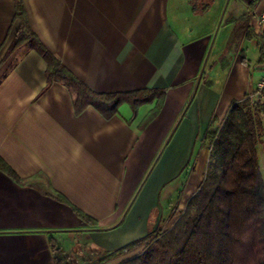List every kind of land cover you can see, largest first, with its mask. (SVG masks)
<instances>
[{
	"label": "crops",
	"instance_id": "0c3cea01",
	"mask_svg": "<svg viewBox=\"0 0 264 264\" xmlns=\"http://www.w3.org/2000/svg\"><path fill=\"white\" fill-rule=\"evenodd\" d=\"M22 2L33 37L10 50L21 20L0 0V157L15 173L0 169V264H55L51 242L85 259L166 228L204 178L206 135L258 98L264 39L250 15L264 0ZM35 42L91 90L149 100L76 114Z\"/></svg>",
	"mask_w": 264,
	"mask_h": 264
},
{
	"label": "trees",
	"instance_id": "16d2710c",
	"mask_svg": "<svg viewBox=\"0 0 264 264\" xmlns=\"http://www.w3.org/2000/svg\"><path fill=\"white\" fill-rule=\"evenodd\" d=\"M23 11L22 0H15V18L21 20V25L10 50L33 37ZM34 44L47 62V82L58 81L67 86L76 114L91 105L110 117L123 102L129 101L136 111L149 100L145 91L95 92L42 44ZM261 46L264 48V44ZM229 109L221 125L206 135L211 150L204 178L170 228L158 225L113 252L90 249L85 259L66 253L51 242L55 264H103L138 250L119 264H264V172L257 147L264 145V86L256 101L246 97ZM156 111H150L145 121L152 119ZM0 169L15 177L1 157ZM75 210L83 220L92 222Z\"/></svg>",
	"mask_w": 264,
	"mask_h": 264
},
{
	"label": "built area",
	"instance_id": "2783aa9c",
	"mask_svg": "<svg viewBox=\"0 0 264 264\" xmlns=\"http://www.w3.org/2000/svg\"><path fill=\"white\" fill-rule=\"evenodd\" d=\"M250 16H251L250 24L263 36L264 39V12L254 11ZM262 42L264 44V40ZM263 86H264V77L256 84V91L254 94L256 95V97L260 95V91Z\"/></svg>",
	"mask_w": 264,
	"mask_h": 264
},
{
	"label": "rangeland",
	"instance_id": "374dc122",
	"mask_svg": "<svg viewBox=\"0 0 264 264\" xmlns=\"http://www.w3.org/2000/svg\"><path fill=\"white\" fill-rule=\"evenodd\" d=\"M257 99L255 98V100H253V102L254 101H256ZM223 122V121H222ZM220 126V125H219ZM208 147H209V153H210V142H208ZM258 147V152H259V162H260V166H261V168H262V170H263V172H264V145H258L257 146ZM208 160H209V158H208ZM208 162V161H207ZM206 162V163H207ZM208 164V163H207ZM206 170H207V166H206V169H205V172H206ZM182 178V177H181ZM194 194V193H193ZM192 194V195H193ZM191 195V196H192ZM187 196H190V194L189 195H187ZM190 196V197H191ZM180 203H182V205H179ZM178 202L176 205L174 204V207L172 208V209H175V210H177L178 208V210L177 211H179V212H181V210L185 207V204L186 203H184V202ZM178 206V207H177ZM175 213V211L172 213V219L170 220V222H168V226L167 225H165L166 226V228H170L171 227V225L173 224V222H174V220H175V218H177V215H179L180 213H176L174 216H173V214ZM170 223H172L171 225H170ZM170 225V226H169ZM166 228H164V229H166ZM139 251V250H138ZM137 251V252H138ZM137 252H133V253H129V254H127L128 255V257H130V256H133L134 254H136Z\"/></svg>",
	"mask_w": 264,
	"mask_h": 264
}]
</instances>
